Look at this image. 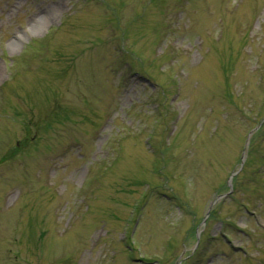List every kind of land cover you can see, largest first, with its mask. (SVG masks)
<instances>
[{"label":"rangeland","instance_id":"rangeland-1","mask_svg":"<svg viewBox=\"0 0 264 264\" xmlns=\"http://www.w3.org/2000/svg\"><path fill=\"white\" fill-rule=\"evenodd\" d=\"M261 105L264 0H0V264H264Z\"/></svg>","mask_w":264,"mask_h":264},{"label":"trees","instance_id":"trees-1","mask_svg":"<svg viewBox=\"0 0 264 264\" xmlns=\"http://www.w3.org/2000/svg\"><path fill=\"white\" fill-rule=\"evenodd\" d=\"M229 89L230 88H228L227 89V93H226V95H229L228 96V98H229V100H230V102H232L233 103V99H234V93L233 92H231V89H230V91H229ZM233 105H234V107L236 108V107H238L239 105L238 104H234L233 103ZM263 105V104H262ZM261 105V106H262ZM246 108L244 107V108H242V109H240V113L243 115V116H245V118H247V119H249V115H247L246 114V110H245ZM259 109V111H258V114L256 115L257 116V118L256 119H254V124L252 125V129H254L255 127H257L258 126V124H259V122L263 119V117H264V106H262V107H259L258 108ZM252 111V112H251ZM250 112H251V114H254L253 112H254V110H251ZM250 120V119H249ZM259 138H260V140H264V127L263 128H261L260 130H259V132H257V133H255L254 135H253V137H252V139H251V141H250V143H251V145H250V147H251V151L254 149V146L256 145V142L259 140ZM250 153V152H249ZM235 179H236V177L234 178V182H235ZM235 185V184H234ZM182 208H183V206H181ZM131 252H132V249H131ZM184 260H179V262L180 263H182ZM176 264V263H175Z\"/></svg>","mask_w":264,"mask_h":264},{"label":"bare ground","instance_id":"bare-ground-1","mask_svg":"<svg viewBox=\"0 0 264 264\" xmlns=\"http://www.w3.org/2000/svg\"><path fill=\"white\" fill-rule=\"evenodd\" d=\"M60 7V5L56 6L55 9H58ZM39 21V18H36V21L34 22V24H36V22ZM42 22V25H44V27H46V24H49V18L48 16L45 17V19H41L40 20Z\"/></svg>","mask_w":264,"mask_h":264},{"label":"water","instance_id":"water-1","mask_svg":"<svg viewBox=\"0 0 264 264\" xmlns=\"http://www.w3.org/2000/svg\"><path fill=\"white\" fill-rule=\"evenodd\" d=\"M262 123L264 124V120H263V122H262ZM263 124H262V125H263ZM262 125H261V126H262ZM261 126H259V128H260ZM259 128H257L255 131H258V130H259ZM252 134H253V133H252ZM252 134H251V135H252Z\"/></svg>","mask_w":264,"mask_h":264}]
</instances>
